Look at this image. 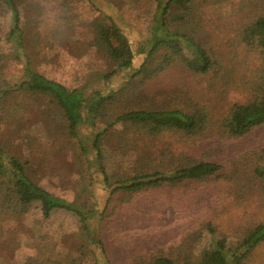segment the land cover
<instances>
[{
  "label": "rangeland",
  "instance_id": "rangeland-1",
  "mask_svg": "<svg viewBox=\"0 0 264 264\" xmlns=\"http://www.w3.org/2000/svg\"><path fill=\"white\" fill-rule=\"evenodd\" d=\"M20 7L29 24L26 29L30 31V43L37 52L35 70L69 87H85L90 93L107 85L100 76L106 70L105 64L85 49L91 36L90 22L100 11L111 14L130 40L138 44L147 36L159 5L156 0H20ZM201 12L202 38L214 53L220 51L254 68L259 66L261 52L245 46L238 32L243 23L264 14V0H227L205 6ZM10 29L11 14L0 10V34L4 39ZM22 76L23 66L11 54L0 70V90L14 85ZM154 77L144 87L146 96L140 99V104L158 102L193 109L201 103L209 110L213 122L200 134L167 131L154 137L135 136L121 152L113 141L111 145L116 149H106L105 163L113 166L110 172L120 176L172 172L181 165L211 160L224 165L223 177L217 184L194 183L190 193L179 198L167 199L162 190L147 193L137 203L116 197L105 216L103 236L118 264H138L149 259L153 251L163 250L161 246L169 249L177 245L190 228L196 233L190 241L191 251L197 260L202 258L211 250L212 234L200 222L210 210L218 212L217 237L228 246L237 242L247 226L264 220V187L254 192L246 189L245 182L239 179L244 177L240 173L249 170H237L250 165L254 155L264 148V129L233 136L220 127V119L242 95L237 91L227 92L219 80L214 84L212 76L190 72L178 60ZM124 81L122 75H117L109 86L117 89ZM161 94L167 97L166 101L161 100ZM151 95L155 98L151 99ZM17 104L23 106L24 124L31 133L30 138H25L17 127L5 132L0 122V147L30 162V172L36 181L55 194L78 203L87 200L91 207L102 204L105 191L94 188L91 192L87 188L90 170L76 155L61 110L49 98L21 94L9 100L5 111H0V119L6 118V111ZM11 124L15 128L13 121ZM129 126L128 122H122L117 129L123 132ZM88 130L89 126L85 125L82 134ZM82 229L81 218L68 210H55L48 218L42 217L38 204L27 212H6L0 198V264H30L32 257L41 260L46 249L68 250L79 242ZM244 264H264V243Z\"/></svg>",
  "mask_w": 264,
  "mask_h": 264
},
{
  "label": "trees",
  "instance_id": "trees-1",
  "mask_svg": "<svg viewBox=\"0 0 264 264\" xmlns=\"http://www.w3.org/2000/svg\"><path fill=\"white\" fill-rule=\"evenodd\" d=\"M156 1L159 8L152 17L147 36L138 44L130 40L111 14L100 11L90 22L91 36L85 49L91 57L105 64L106 70L100 76L107 85L88 93L85 87H69L35 70L37 52L30 43V31L26 29L29 24L24 18L20 0H0V10L11 14L8 36L4 39L0 34V70L11 54L23 66L22 78L0 90V111H5V105L11 98L21 94L49 98L63 114V123L74 141L76 155L86 162L87 170H90L87 188L91 192L94 188L103 189L106 196L102 204L92 207L88 206L87 200L78 203L69 197L59 196L36 181L30 172V162L0 147V198L6 212L21 210L23 213L38 204L43 218L50 217L55 210L64 209L79 216L83 224L78 243L58 252L46 249L41 260L32 257L30 264H118L103 236L104 219L116 197L122 196L128 202L137 203L147 193L162 190L167 199L169 196L179 198L190 193L194 183L217 184V180L223 177L224 165L211 160L181 165L172 172H139L125 176L111 173L113 166L105 163L106 149H116L111 145L113 141L121 152L135 136L154 137L167 131L200 134L213 122L209 110L201 103L193 109L177 104H156L158 102L140 104V99L146 96L144 87L147 83L154 81V76L174 60L194 74L212 76L214 84L219 80L227 92L232 90L242 95L220 119V127L225 132L245 136L264 129V14L243 23L238 32L245 46L262 54L259 66L254 68L223 52L214 53L202 38L201 10L227 0ZM3 42L7 46L3 47ZM137 59H140L139 64ZM117 75H122L125 81L114 89L109 85ZM161 100L166 101L167 97L161 94ZM6 112L8 116L0 119L2 130L9 133L17 127L25 138H30L31 133L24 124L22 104L10 107ZM12 121L15 128H12ZM122 122L130 124L123 132L117 129ZM85 125L89 130L82 134ZM112 163L117 166L116 162ZM242 167L237 170H249L240 173L244 177L239 179L245 182L246 189L254 192L258 187H264V148L254 155L250 165ZM240 191L244 193L242 186ZM85 198L88 199L87 196ZM213 212L210 210L200 222V225L204 222L212 234L211 250L202 258L197 260L191 251L190 241L196 233L190 228L177 245L173 244L169 249L161 246L163 250L153 251L149 259L138 264H244L251 260L254 251L264 243V220L247 226L237 242L228 246L217 237L219 232L215 219L218 212Z\"/></svg>",
  "mask_w": 264,
  "mask_h": 264
}]
</instances>
